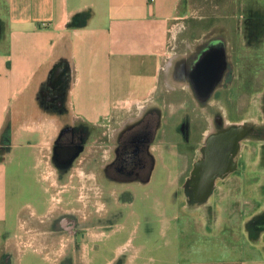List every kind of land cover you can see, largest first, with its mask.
I'll list each match as a JSON object with an SVG mask.
<instances>
[{
	"label": "crops",
	"instance_id": "obj_1",
	"mask_svg": "<svg viewBox=\"0 0 264 264\" xmlns=\"http://www.w3.org/2000/svg\"><path fill=\"white\" fill-rule=\"evenodd\" d=\"M197 1L0 0L2 264H33L38 258L42 264H53L42 252L25 251L20 232L52 215L57 182H69L75 175L84 180L86 171L79 165L88 152L73 160L80 151L76 147L77 152L66 157L68 162L58 163L56 144L72 148L73 129H86L95 136L93 146L100 134L126 124L135 109L148 107L166 71L174 25L198 10ZM207 2L214 11L220 6ZM239 2L245 7L243 19L251 12L256 13L251 18L264 21V0ZM242 29L248 33V27ZM255 33L264 38V30ZM261 155L258 149L255 162L246 164L237 195L227 189L212 195L228 206L238 202L240 211L214 206L201 214L203 225L220 231L226 229L222 224L232 227L231 220L238 216L236 230L247 237L243 253L214 264H264ZM70 161L79 166L74 173Z\"/></svg>",
	"mask_w": 264,
	"mask_h": 264
},
{
	"label": "rangeland",
	"instance_id": "obj_2",
	"mask_svg": "<svg viewBox=\"0 0 264 264\" xmlns=\"http://www.w3.org/2000/svg\"><path fill=\"white\" fill-rule=\"evenodd\" d=\"M197 2L201 4L198 10L174 25L177 27L176 35L174 32L175 36L169 40V56H166L164 67L167 68V64L170 61L172 63L178 54L190 53L195 39L202 33H209L208 40L218 38L223 43L233 44L234 51L231 55L239 68L234 87L230 90L222 88L210 105L200 101L198 106L190 99L193 94L189 91L181 92L182 79L176 70L172 67L169 74L163 69L159 86L147 104L148 107L144 111H133H153L150 119L152 127L161 119L159 125L162 129L156 135L153 134L151 144L152 154L158 155V160L153 163L148 177L142 180L130 183L122 177L118 180V186L105 181L109 185L108 189L115 191L118 188L119 198L116 200L107 192L103 197L102 209L92 212L90 209L95 206L90 199L89 202L84 198L86 205L76 204L75 199L80 193L87 197L92 195L93 190L101 192L97 181L106 172L105 163L112 156L114 138L108 137L104 143L100 139L96 140L92 146L95 136L90 133V139L81 144L80 151L73 157L74 160L88 152V158L79 165L85 168L84 180L79 181L77 175L70 178L72 181L68 183L67 192L62 198L66 207L71 210L61 214L56 212L55 222L66 215L76 219L72 229L58 227L55 231L57 238H64L73 247V251L66 253L60 260V264H214L230 254L243 253L241 250L244 251L243 246L248 241L247 237L236 230L240 225L238 216L229 221L232 227L222 224L226 227L225 230L220 231L219 227L209 230L215 225H203L201 214L211 208L213 210L214 206H228L223 199H218L215 193L205 202L195 201L184 199L179 193L181 177L188 175V151L173 146L182 141L195 142L193 128L200 131L209 125L218 127L213 116L228 110L229 120L244 123L252 132L244 136L248 140L244 141L237 170L221 179L214 190L217 192L227 189L237 195L241 191L240 178L245 176L246 164L255 162L258 149L264 160V133L261 136L255 134L258 128L264 132V38H257L255 33L257 30H264V21L251 18V15L256 14L251 12L250 17L246 15L248 18L244 16L243 19L241 15L245 14V7L240 6L239 0H214V3L220 5L215 11L213 6L208 7L207 0ZM242 26L248 27V33L241 30ZM230 30L233 31L227 32ZM176 86L178 90L173 89ZM202 110H205L204 113ZM179 132L183 134V140ZM72 142L75 145L74 139ZM161 143L163 145L160 146ZM92 148L94 150L91 153ZM170 149L173 151H169ZM2 150L0 144V156ZM70 164L73 173L76 172L75 169L79 166L73 161ZM253 169L254 167L252 177L256 173ZM192 176L188 177L189 180ZM110 179L117 182L116 179ZM54 202L55 206L59 205L58 199ZM228 204L231 210L240 211L238 202ZM188 207L198 210L192 211ZM79 208L81 213L77 211ZM4 253L5 249L0 248V264L3 263ZM40 260L38 258L33 264H42Z\"/></svg>",
	"mask_w": 264,
	"mask_h": 264
},
{
	"label": "flooded vegetation",
	"instance_id": "obj_3",
	"mask_svg": "<svg viewBox=\"0 0 264 264\" xmlns=\"http://www.w3.org/2000/svg\"><path fill=\"white\" fill-rule=\"evenodd\" d=\"M208 36L209 33H202L195 39L194 46L190 47V53L185 52V55L178 54L174 57L172 64L171 61L168 63L171 65V70L168 68H166V71L164 70L165 73L169 74L172 71V67L173 70H176L179 78L182 79L180 84L181 92L186 93V91H189L191 94H195L190 99L198 106L200 101L210 105L212 99L216 98L217 93L222 88L232 89L234 83H236L237 70H239L231 55L234 51L233 44H229V42L223 43L218 38H210L208 40ZM173 89L178 90L177 86L173 87ZM204 111L202 110L201 112L204 113ZM152 113L153 111L151 110L142 113L132 112L134 116H130L126 124L114 127L111 132L106 131L100 134L98 140L100 139L101 143H104L105 139L108 140V137L110 139L114 138L112 156L105 163L106 172L98 177V181L96 180L100 184L101 192L93 190L92 195H87V197L80 193L79 197L75 199L76 204L83 205L84 198H87L95 206V208L90 209V212L101 210L104 206L103 197L107 192H110V195L116 200L119 198L118 188H115V191L108 189L109 185L105 181L113 186H118V180L122 177L129 180L130 183L148 177L153 163L158 160V155H153L151 151L153 134L156 135L162 129L159 125L161 119L159 122L157 120L156 125L154 124L152 127V122L150 121ZM228 116V110L218 113L213 116L218 126L217 130L211 131L212 127L210 125L200 131L193 128L195 142L182 141L181 143L177 142L173 146L179 148V150L188 151V175L181 177L182 186H180L181 191L179 192L184 199L204 200L205 202L215 193L214 189L217 188L219 182H221L220 180L227 178L232 172L237 170L236 167L240 164L244 150V141L248 140L244 136L252 132V130L250 131V128H248L246 132L236 133L235 131L222 128L224 117L228 118ZM208 120L210 121V119ZM263 133L259 128L256 129L255 134L257 136H261ZM179 134L183 140V134L181 132ZM91 136L86 129L81 131L73 129L70 141L72 142V139L76 141L75 145L72 142L74 149L70 148L69 145H65V143H57L55 150L57 162H68L69 159L66 157L69 155L73 156L75 151L77 152L76 147H81V144L90 139ZM190 176L192 177L189 180L188 177ZM110 178L116 179L117 182ZM68 181L71 182L72 180ZM69 182H57L59 185L53 191V198L51 199L52 206H54L52 209L53 213L49 215V219H44L42 223L37 222L30 227L24 226L20 232L21 242L25 251L31 248L42 252L43 255H48L52 259L53 264H60V260L65 257L64 255L73 251L71 249L73 248L72 244L69 241L66 243L62 237L57 238L58 235L55 232L58 227L70 230L76 223V219L69 215L63 216L58 220L57 224L55 223L57 211H59L58 214H61L71 210L68 206L66 207L67 204L62 198V195L67 192ZM56 199L59 200V205L55 206L54 200ZM185 203L187 206L189 205L187 200ZM190 209L192 211L198 210L192 207ZM73 210L75 211V209ZM30 245L34 247H30Z\"/></svg>",
	"mask_w": 264,
	"mask_h": 264
},
{
	"label": "bare ground",
	"instance_id": "obj_4",
	"mask_svg": "<svg viewBox=\"0 0 264 264\" xmlns=\"http://www.w3.org/2000/svg\"><path fill=\"white\" fill-rule=\"evenodd\" d=\"M168 66H170V67H167V68L171 70V65L168 64ZM243 125H244V123L232 122L231 120H229V118L224 117V124H223L222 128L228 129L230 131H235L236 133H242V132H244ZM213 130H217V127L215 125H214V127L211 128V131H213Z\"/></svg>",
	"mask_w": 264,
	"mask_h": 264
},
{
	"label": "water",
	"instance_id": "obj_5",
	"mask_svg": "<svg viewBox=\"0 0 264 264\" xmlns=\"http://www.w3.org/2000/svg\"><path fill=\"white\" fill-rule=\"evenodd\" d=\"M243 127H244V132H246L247 131V128H249L245 124L243 125Z\"/></svg>",
	"mask_w": 264,
	"mask_h": 264
},
{
	"label": "built area",
	"instance_id": "obj_6",
	"mask_svg": "<svg viewBox=\"0 0 264 264\" xmlns=\"http://www.w3.org/2000/svg\"><path fill=\"white\" fill-rule=\"evenodd\" d=\"M175 30V29H174ZM174 30H173V32H174ZM175 35H176V33H174ZM174 34H172V37H174L175 35Z\"/></svg>",
	"mask_w": 264,
	"mask_h": 264
}]
</instances>
